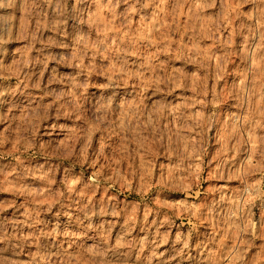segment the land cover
<instances>
[{
  "label": "rangeland",
  "instance_id": "obj_1",
  "mask_svg": "<svg viewBox=\"0 0 264 264\" xmlns=\"http://www.w3.org/2000/svg\"><path fill=\"white\" fill-rule=\"evenodd\" d=\"M0 264H264V0H0Z\"/></svg>",
  "mask_w": 264,
  "mask_h": 264
},
{
  "label": "clouds",
  "instance_id": "obj_2",
  "mask_svg": "<svg viewBox=\"0 0 264 264\" xmlns=\"http://www.w3.org/2000/svg\"><path fill=\"white\" fill-rule=\"evenodd\" d=\"M0 42H2V41H0Z\"/></svg>",
  "mask_w": 264,
  "mask_h": 264
}]
</instances>
